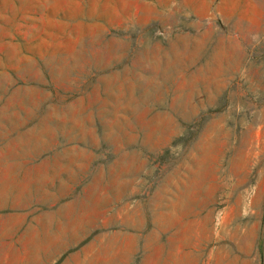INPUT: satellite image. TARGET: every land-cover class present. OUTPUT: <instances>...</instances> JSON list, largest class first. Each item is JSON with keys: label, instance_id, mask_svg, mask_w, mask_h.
<instances>
[{"label": "rangeland", "instance_id": "rangeland-1", "mask_svg": "<svg viewBox=\"0 0 264 264\" xmlns=\"http://www.w3.org/2000/svg\"><path fill=\"white\" fill-rule=\"evenodd\" d=\"M0 264H264V0H0Z\"/></svg>", "mask_w": 264, "mask_h": 264}]
</instances>
